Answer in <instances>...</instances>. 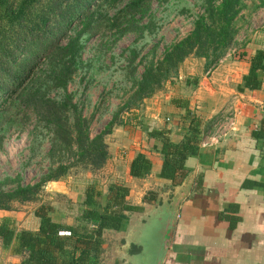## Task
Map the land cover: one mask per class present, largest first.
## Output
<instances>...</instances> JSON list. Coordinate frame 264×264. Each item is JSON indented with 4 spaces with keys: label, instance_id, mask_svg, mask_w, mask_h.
Listing matches in <instances>:
<instances>
[{
    "label": "trees",
    "instance_id": "16d2710c",
    "mask_svg": "<svg viewBox=\"0 0 264 264\" xmlns=\"http://www.w3.org/2000/svg\"><path fill=\"white\" fill-rule=\"evenodd\" d=\"M153 1L0 0V147L13 128H23L33 116L32 134L36 139L48 137L52 161L38 182L22 184L19 176L0 180V210L38 202L32 210L34 229L19 228L12 216L0 219V246L19 259L12 264H100L104 232L121 229L129 212H140L144 207L126 199L127 186L111 182L104 192L92 181L85 186L82 201L74 204L69 199L64 203L68 219L57 222L51 216L55 205L42 199L46 184L60 179L72 167L91 173L100 170L109 157L106 136L116 126L136 120V110L144 99L176 79L186 58H202L205 71L228 52L232 59H246L244 43L234 47L237 34L244 16L264 7V0H201L202 11L195 16L190 32L166 47L160 58H154L155 52L147 58L136 46L127 47L125 74L132 81L131 93L92 135L90 119L68 88L78 70L90 65L83 58L86 44L107 33L113 35L111 44L128 33H136V40L145 32L153 33ZM248 61V72L238 90L264 91V47ZM142 63L143 71L136 78L135 71ZM198 80L197 76L187 77L184 83L196 86ZM147 134L160 144L158 176L179 183L189 172L186 159L200 147L199 131L190 128L179 142L171 140L166 127L153 128ZM252 135L264 140V118ZM151 168V160L142 152L129 162L132 177H144ZM8 184L14 186L6 188ZM156 198L157 193L150 190L143 201L154 203Z\"/></svg>",
    "mask_w": 264,
    "mask_h": 264
},
{
    "label": "crops",
    "instance_id": "0c3cea01",
    "mask_svg": "<svg viewBox=\"0 0 264 264\" xmlns=\"http://www.w3.org/2000/svg\"><path fill=\"white\" fill-rule=\"evenodd\" d=\"M236 40L237 47L244 43L246 59H232L228 54L205 75L202 58H186L179 76L174 79L177 82L166 85L167 91L161 90L144 99L136 110V120L116 126L106 136L109 157L98 170L99 187L105 192L111 182L125 185L128 187L126 199L145 210L151 204L143 201L148 191L161 195L173 186L170 180L158 176L162 165L160 144L147 131L166 127L173 142L182 140L190 128L200 133L197 153L185 161L188 173H194L192 187L180 204L171 244L162 264H264V140H256L252 135L264 118V91L237 88L248 72V58L264 47V29L249 36L240 37L238 33ZM194 64L200 65V69H195ZM194 76L199 77L197 85H185L184 80ZM230 105L236 110L233 131L219 143L202 146L203 140H209L207 136L215 120ZM138 152L152 162L150 173L141 178L129 173V162ZM59 180H56L59 188L56 190L65 191ZM80 195L76 202L83 200L84 190ZM52 203L56 207L51 212L52 218L57 222L67 220L64 203ZM0 211L13 215V211ZM141 212H129L125 222H131ZM32 219V227L24 228L36 227V220ZM122 232H104L106 242L100 264L108 257V234L111 233L116 235H112L113 250L122 253L121 260L117 257L119 264H129L121 250ZM118 236L121 238L117 240ZM10 255L0 264L19 261L11 252Z\"/></svg>",
    "mask_w": 264,
    "mask_h": 264
},
{
    "label": "rangeland",
    "instance_id": "374dc122",
    "mask_svg": "<svg viewBox=\"0 0 264 264\" xmlns=\"http://www.w3.org/2000/svg\"><path fill=\"white\" fill-rule=\"evenodd\" d=\"M201 11V0H154L151 6V17L156 28L153 33L145 32L144 36L137 40L136 33H128L115 44H111L113 35L107 33L105 37L92 38L86 44L83 58L90 65L78 70L68 88L74 94V100L82 108L83 114L90 119L92 135L104 127L113 111L131 93L132 81L125 74V49L136 46L140 49L141 55L150 58L155 52L154 58H160L166 47L190 32L195 16ZM244 12L247 14L248 11ZM247 15L244 17L245 21L242 22L241 32L239 31L240 37L249 36L254 31L260 32L264 29V7ZM143 21L146 22L147 19ZM238 43L239 41H237ZM234 47L236 48L237 45ZM194 68L200 69V65L194 64ZM142 71L143 63L137 67L135 77L139 78ZM173 81L175 80L167 82L162 91H167L165 86L172 85ZM51 95L59 97V94L55 92H52ZM34 125L35 120L32 116L26 126L13 128L6 135L0 147V180L7 176H19L22 184L34 183L40 181L42 176L48 172L52 163L48 155L50 143L47 136L40 135L37 139L35 138L32 134ZM99 177L98 171L91 173L81 167H72L59 180L63 182L62 185L66 187V190H60V192L56 190L59 189L56 186L58 180L49 181L46 184L47 188L42 191V199L43 201L65 204L69 202V199L76 202L87 183L92 181L98 183ZM13 186L14 184H8L6 188ZM37 205L38 202L17 205L14 210H8L13 211V215H7V212L0 211V219L4 216H12L17 219L19 228L32 227L34 224L32 210ZM29 214H31L30 217ZM120 238L121 236H118L117 240ZM108 239V242L110 241L107 243L109 253L104 264H112L116 260H114L111 245L114 241L112 233L110 236L108 234ZM104 241L106 242V236ZM10 256V251H5L0 246V261H4ZM116 262L118 261L116 260Z\"/></svg>",
    "mask_w": 264,
    "mask_h": 264
},
{
    "label": "water",
    "instance_id": "95a60500",
    "mask_svg": "<svg viewBox=\"0 0 264 264\" xmlns=\"http://www.w3.org/2000/svg\"><path fill=\"white\" fill-rule=\"evenodd\" d=\"M194 173L157 195L139 217L122 224V252L129 264H162L169 250L182 200L189 194ZM135 252H131L132 249ZM121 252V251H120Z\"/></svg>",
    "mask_w": 264,
    "mask_h": 264
},
{
    "label": "built area",
    "instance_id": "2783aa9c",
    "mask_svg": "<svg viewBox=\"0 0 264 264\" xmlns=\"http://www.w3.org/2000/svg\"><path fill=\"white\" fill-rule=\"evenodd\" d=\"M230 54L228 52L226 55ZM221 60V59H220ZM214 66L206 70L205 75H209ZM236 126V110L230 105L226 107L213 124V129L208 133L209 140H203L202 146L209 145L211 143H219L224 137H226ZM206 137V138H207ZM205 138V139H206ZM68 234L69 232H62Z\"/></svg>",
    "mask_w": 264,
    "mask_h": 264
},
{
    "label": "flooded vegetation",
    "instance_id": "af4514ba",
    "mask_svg": "<svg viewBox=\"0 0 264 264\" xmlns=\"http://www.w3.org/2000/svg\"><path fill=\"white\" fill-rule=\"evenodd\" d=\"M112 231H114L113 229H112ZM112 235H115L114 233H112ZM116 236V235H115ZM114 237V236H113ZM136 250L133 248L132 250H131V252H135ZM113 257H114V260L116 259L117 261H120L117 257H121V259H122V253H117V250L115 251V250H113ZM115 260V261H116ZM124 261V260H123ZM116 263H118L119 264V262H116ZM115 263V264H116Z\"/></svg>",
    "mask_w": 264,
    "mask_h": 264
}]
</instances>
